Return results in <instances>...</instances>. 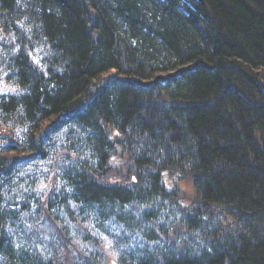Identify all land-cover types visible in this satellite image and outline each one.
I'll use <instances>...</instances> for the list:
<instances>
[{"label": "trees", "instance_id": "1", "mask_svg": "<svg viewBox=\"0 0 264 264\" xmlns=\"http://www.w3.org/2000/svg\"><path fill=\"white\" fill-rule=\"evenodd\" d=\"M1 76L0 264H264V0H0Z\"/></svg>", "mask_w": 264, "mask_h": 264}, {"label": "rangeland", "instance_id": "2", "mask_svg": "<svg viewBox=\"0 0 264 264\" xmlns=\"http://www.w3.org/2000/svg\"><path fill=\"white\" fill-rule=\"evenodd\" d=\"M13 88L12 86L10 87L9 84L5 81L4 76L0 77V92H8L11 91ZM13 90H15V87L13 88ZM2 143V140H0V144ZM117 160H118V165H115L116 167V172H122L125 171V166H123L125 164V152L121 151V153H117ZM169 180V178L167 179ZM168 182V181H167ZM178 182L180 183V186L182 187V199L184 201L185 204H188L191 199H193L194 197V186L193 183L191 181V179L189 178H185V179H180V181L178 180ZM46 186L45 183H43L40 187L44 188Z\"/></svg>", "mask_w": 264, "mask_h": 264}, {"label": "bare ground", "instance_id": "3", "mask_svg": "<svg viewBox=\"0 0 264 264\" xmlns=\"http://www.w3.org/2000/svg\"><path fill=\"white\" fill-rule=\"evenodd\" d=\"M168 179V178H167ZM182 179H184V178H182ZM168 181V180H167ZM169 182V181H168ZM183 200V199H182ZM195 201V198H193V199H191V204L190 205H192V203ZM184 202V201H183ZM185 204V203H184ZM229 220H231L232 222H233V217H231V216H229V218H227L226 219V222H225V224H229ZM197 223H200V221H198ZM233 224V223H232ZM178 229L179 230H181L180 229V227H178ZM231 230V229H230ZM228 232H230V231H228Z\"/></svg>", "mask_w": 264, "mask_h": 264}, {"label": "snow or ice", "instance_id": "4", "mask_svg": "<svg viewBox=\"0 0 264 264\" xmlns=\"http://www.w3.org/2000/svg\"><path fill=\"white\" fill-rule=\"evenodd\" d=\"M209 251H211V249H209Z\"/></svg>", "mask_w": 264, "mask_h": 264}]
</instances>
